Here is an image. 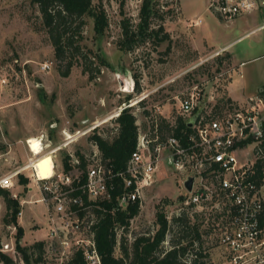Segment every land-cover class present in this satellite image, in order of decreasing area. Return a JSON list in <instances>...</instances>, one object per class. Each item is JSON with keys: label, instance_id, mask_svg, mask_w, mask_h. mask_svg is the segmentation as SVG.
I'll list each match as a JSON object with an SVG mask.
<instances>
[{"label": "rangeland", "instance_id": "374dc122", "mask_svg": "<svg viewBox=\"0 0 264 264\" xmlns=\"http://www.w3.org/2000/svg\"><path fill=\"white\" fill-rule=\"evenodd\" d=\"M144 1L94 0L95 9L103 8L107 14L108 28L98 35L94 19L86 17L80 44L87 59L75 55L79 65L64 77L61 70L65 69V62L55 57L54 47L42 28L38 6L32 0H0V177L9 174L6 167L16 171L30 163L32 167L25 172H31L32 178H41L44 172L54 169L58 173L64 170L63 158L77 151L86 154L91 162L89 167L92 166L98 155L90 140L93 128L98 126L100 134L111 139L117 132L114 121L125 104L133 106L140 131L153 138L154 118H165L172 124L180 116L186 119L180 101L193 93L198 94V111L207 108L208 112L221 114L228 104L235 105L231 99L227 101L233 75L234 96L242 94L243 87L249 93L264 86L261 12L225 22L210 9L212 0H152L156 14L149 19V28L163 25L171 44L166 41L156 45L151 38L133 43L123 35V21L127 20L132 30L138 29ZM227 45L230 46L225 51L217 50ZM235 61L239 70L234 72ZM45 64L50 65L48 71H43ZM85 65H89L90 73L84 72ZM133 80L139 82V92L133 89ZM29 135L41 138V154L35 156L30 147L19 143L20 138ZM168 154V150H162L154 183L144 189L140 214L131 221L127 232H118L119 239L123 234L132 242L138 235L153 233L158 205L170 216H176L184 195V176L170 164ZM71 174L80 177L82 173L75 169ZM15 181L19 182L18 178ZM15 184L8 190L12 195L17 193L21 202L27 189L18 193ZM262 193L264 196V187ZM35 199L33 196L32 200ZM4 202L0 196L2 248L6 243L15 247L17 229L4 221ZM20 209L26 228L21 246L31 248L42 240L48 244L47 238L40 237L48 233L45 204L34 201ZM196 220L202 222V218ZM201 230L203 249L214 264L220 263L216 233L206 227ZM171 235L165 247H169ZM60 251L46 245L41 261L37 249L28 253L31 264H63ZM6 254L14 264H27L22 253ZM120 255L118 246L116 256Z\"/></svg>", "mask_w": 264, "mask_h": 264}, {"label": "built area", "instance_id": "2783aa9c", "mask_svg": "<svg viewBox=\"0 0 264 264\" xmlns=\"http://www.w3.org/2000/svg\"><path fill=\"white\" fill-rule=\"evenodd\" d=\"M210 9L222 21L231 22L264 11V0H212ZM49 69L50 65L43 66V71ZM196 99L198 94L193 93L180 101L182 114L193 129L185 144L174 136L158 143V136L151 138L140 131L137 148L124 172H113L96 160L84 173L85 178L77 169L82 173L80 177L63 170L48 179H36L40 201L48 210L45 244L61 249L63 263L80 252L86 264H101L94 220L87 216L90 206L111 199L115 178L122 179L124 186L118 207L125 209L138 200L142 206L144 189L154 183L162 150H168L170 164L184 176V199L178 203L176 215L187 212L194 222L202 218V227L216 233L221 250L218 264H264V196L254 169L257 159L264 157V91L243 105L226 107L221 114L208 112L207 108L198 111ZM152 144H156L154 149ZM249 147L252 150L248 151ZM72 157L73 164H79ZM19 172L0 178V187H14ZM190 178L194 180L188 190L186 182ZM1 251L19 255L16 246L10 247L9 243Z\"/></svg>", "mask_w": 264, "mask_h": 264}, {"label": "trees", "instance_id": "16d2710c", "mask_svg": "<svg viewBox=\"0 0 264 264\" xmlns=\"http://www.w3.org/2000/svg\"><path fill=\"white\" fill-rule=\"evenodd\" d=\"M94 0H32L38 6L42 19V28L46 31L54 47L55 57L58 61L65 62V69L61 70V75L68 77L72 68L79 60L73 58L75 55H82L83 60L87 56L83 54L80 42L83 40V31L86 26V17H92L95 25L94 29L98 35H103L108 28V18L103 8L94 7ZM98 9V10H97ZM141 24L139 28L132 30L127 20L123 21V35L131 39L133 43L139 41L146 42L151 38L156 45L170 40V35L163 25L158 28H149V19L156 14L155 4L152 0H145L141 7ZM129 50L132 47L128 48ZM170 51V45L168 50ZM105 65V64H104ZM89 65H85L84 72L88 73ZM90 73V72H89ZM93 79L94 76L90 75ZM135 91H140V84L135 80ZM131 97L128 98L130 100ZM230 102V99H227ZM142 102V101H140ZM139 102V103H140ZM232 103V102H231ZM217 113V112H215ZM116 134L111 138H105L96 127L90 134L91 142L97 147V160L101 161L107 168H112L113 172L126 171L128 163L138 144L140 127L137 116L133 112V106L125 108L116 117ZM153 128L156 130L154 137H159V142H164L168 137L174 136L185 144L187 136L193 133V129L187 120L178 117L175 124L165 118H154ZM156 144H152L154 149ZM264 152V143L262 144ZM257 151V150H256ZM74 157L79 164H73L72 155L67 154L63 160L65 173L74 169H79L84 173L91 162L86 154L77 151ZM254 169L259 186L264 184V157L258 158ZM86 175L83 176L85 178ZM28 178L19 176V183L27 185ZM124 193L123 181L115 178L111 199L93 203L88 218L94 220L93 230L98 252L101 257V264H211L209 254L202 245V224L192 221L187 212L171 217L164 208L158 205L156 213V228L154 232L136 236L132 242L127 237H123L124 231L129 230L131 221L140 214V200L130 203L125 209L118 207V197ZM0 196L3 197L7 214L5 216L6 225H13L17 229L16 249L24 255L25 262L31 264L28 250L37 249L39 260L45 253V242H36L31 248H23L20 244L24 237V229L19 224L20 201L13 197L12 193L0 187ZM184 199V196L181 198ZM264 223V216H263ZM121 231L120 239L118 232ZM170 245L165 247L169 235ZM120 247L121 255L116 256V249ZM2 241L0 238V262L2 264H14L13 259L2 252ZM34 254V252H33ZM37 259V261H39ZM63 264H86L82 253L74 254L71 259Z\"/></svg>", "mask_w": 264, "mask_h": 264}, {"label": "crops", "instance_id": "0c3cea01", "mask_svg": "<svg viewBox=\"0 0 264 264\" xmlns=\"http://www.w3.org/2000/svg\"><path fill=\"white\" fill-rule=\"evenodd\" d=\"M256 13V12H255ZM261 13L264 15V11H261ZM254 14V13H253ZM248 15H252V14H248ZM197 23V25H198V22H196ZM200 24V23H199ZM261 28H264V25L263 26H261L260 27V29ZM260 29H256V30H260ZM255 30V31H256ZM254 30L252 31V32H255ZM251 32V33H252ZM230 45H227V46H223L222 48H220V49H217V50H223V51H225L228 47H229ZM234 59V58H233ZM235 65H236V61H235ZM235 70L236 71H238L239 70V68L237 67V65H236V68L234 69V72H235ZM235 77H236V75H233V79H232V81L229 83V86H228V97H229V99H231L232 100V103H234L235 105H243V104H245L248 100H250L251 98H253V97H255L259 92H261L262 90L264 91V86H262V87H260V89L258 88V89H256V90H252L251 92H249V93H247V90H248V88H246V87H243V92H242V94H240V95H236V96H234V92H233V86H234V81H235ZM241 77H242V75H241ZM229 106V104L227 105V107ZM223 111V110H222ZM32 136H34V135H29L28 137H25V138H23V139H21L20 138V142L19 143H21L22 145L24 144H26V147L29 149V146H28V144H27V140H28V138H30V137H32ZM31 160V159H30ZM30 162H32V161H30ZM6 167V166H5ZM30 167H32L30 164L28 165V166H25V167H20V168H18V169H16V171H19V170H21V172H19V176L20 175H23L25 178H28L29 179V182H28V184L25 186V185H21L19 182H17V181H15V179H17L18 178V180H19V176L18 177H16L13 181H14V183H16L15 185L17 186L16 187V192H18V193H21V192H23L24 191V189H27V192H26V198H24L23 200H21V202H20V204H21V207L23 206V205H26V204H30V203H32V202H39V203H41L42 201H40L41 200V198H42V194H41V191H40V188H39V185H38V183H37V180L35 179V178H32V173L31 172H25V171H27ZM54 167V166H53ZM6 170H8V172H9V174H10V172L11 173H14V172H16V171H11L10 170V168L9 167H6ZM54 173L55 172H57V170H55L54 169V171H53ZM27 173V174H26ZM0 178H2V177H0ZM263 187H264V184H263V186H262V188H261V190L263 189ZM17 194V193H16ZM15 193L13 194V197H15V198H17V195H16ZM263 194V193H262ZM33 196L34 197H36V199L33 201L32 199H33ZM5 203V202H4ZM46 206V205H45ZM46 210H47V206H46ZM20 212L22 213V216H23V211L22 210H20ZM47 213H48V210H47ZM19 216V215H18ZM22 216L20 217L19 216V219H18V221H19V224L23 227V229H24V231L26 232V228H25V226H24V220L22 219ZM38 224V223H37ZM39 225V224H38ZM40 226V225H39ZM47 235V236H46ZM46 235H44V234H42V235H40V237H42V236H44L45 237V239L47 238L48 239V233H46ZM39 242H45L44 240H42V241H39Z\"/></svg>", "mask_w": 264, "mask_h": 264}, {"label": "bare ground", "instance_id": "6f19581e", "mask_svg": "<svg viewBox=\"0 0 264 264\" xmlns=\"http://www.w3.org/2000/svg\"><path fill=\"white\" fill-rule=\"evenodd\" d=\"M27 143L30 147L32 154L35 156L41 154L44 150V147H43L44 144L42 143L41 138L30 137V138H28ZM53 174L54 173L50 172V171L44 172L40 179H48V178L52 177Z\"/></svg>", "mask_w": 264, "mask_h": 264}, {"label": "water", "instance_id": "95a60500", "mask_svg": "<svg viewBox=\"0 0 264 264\" xmlns=\"http://www.w3.org/2000/svg\"><path fill=\"white\" fill-rule=\"evenodd\" d=\"M134 87H135V82H134V80H133V89H134ZM125 108H127V107H123V108L120 110V113H121V111H123ZM120 113H119V114H120ZM190 126H191V125H190ZM193 180H194L193 178H190V179L186 182V187H187L188 190H191Z\"/></svg>", "mask_w": 264, "mask_h": 264}]
</instances>
